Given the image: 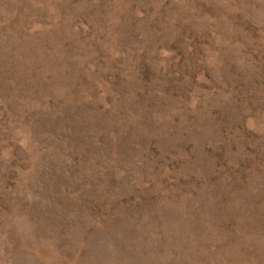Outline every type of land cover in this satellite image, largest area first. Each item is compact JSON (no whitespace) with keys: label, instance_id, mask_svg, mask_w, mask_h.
Masks as SVG:
<instances>
[{"label":"rangeland","instance_id":"rangeland-1","mask_svg":"<svg viewBox=\"0 0 264 264\" xmlns=\"http://www.w3.org/2000/svg\"><path fill=\"white\" fill-rule=\"evenodd\" d=\"M0 264H264V0H0Z\"/></svg>","mask_w":264,"mask_h":264}]
</instances>
